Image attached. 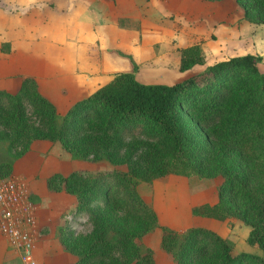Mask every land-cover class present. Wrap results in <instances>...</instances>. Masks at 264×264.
Returning <instances> with one entry per match:
<instances>
[{"label":"trees","instance_id":"trees-1","mask_svg":"<svg viewBox=\"0 0 264 264\" xmlns=\"http://www.w3.org/2000/svg\"><path fill=\"white\" fill-rule=\"evenodd\" d=\"M235 1L250 22L264 23V0ZM125 22L119 19L121 26ZM9 45L0 48L6 52ZM179 50L181 72L197 65L203 71L171 84L145 83L119 71L64 113L33 77H23L15 93L0 89V143L9 157L0 160L1 177L12 178L14 162L37 139L59 143L74 160L125 165L47 179L50 190L76 198L57 234L76 256L72 264H158L143 242L157 229L160 247L174 264H264V257L250 252L234 255L232 241L209 228L178 231L161 224L138 191L141 182L169 174L220 176L217 201L194 205L191 214L243 221L250 226L248 244L264 252L262 57L246 53L206 64L200 44ZM81 223L90 229L77 232Z\"/></svg>","mask_w":264,"mask_h":264},{"label":"crops","instance_id":"crops-1","mask_svg":"<svg viewBox=\"0 0 264 264\" xmlns=\"http://www.w3.org/2000/svg\"><path fill=\"white\" fill-rule=\"evenodd\" d=\"M151 1L72 0V10L64 19V2L59 7L53 2L52 12L45 9L44 15L40 10H32L29 1L23 6L19 3L23 0H0V47L5 42L10 44L9 51L0 48V89L15 93L23 77H33L39 91L64 113L101 86L111 72L131 66L120 54L138 40ZM18 5L25 9L22 17L11 14ZM120 18L126 19L122 26ZM46 39L51 52L45 55L46 50L41 49ZM98 43L101 50L96 58L94 45ZM90 45L95 53L91 58ZM77 168V160L59 143L44 139L34 140L13 164L12 177L26 183L37 218L36 264H72L76 260L62 247L57 235L71 217L76 198L65 191L50 190L47 179L54 174L67 175ZM0 264H23L1 234Z\"/></svg>","mask_w":264,"mask_h":264},{"label":"rangeland","instance_id":"rangeland-1","mask_svg":"<svg viewBox=\"0 0 264 264\" xmlns=\"http://www.w3.org/2000/svg\"><path fill=\"white\" fill-rule=\"evenodd\" d=\"M26 1H29L32 10H40V13L45 9L50 11L51 7H54L53 2L57 7L64 2L62 9L64 19L72 10V0H23L19 3L23 5L27 3ZM145 1L150 2V0ZM146 9L147 14L144 15L143 28L139 30L141 33L138 40L134 42L135 44H128L127 52L120 54L131 63L128 67L131 70L123 66L119 68L122 70L117 71H131L138 80L145 83L170 84L183 80L190 75L201 73L205 67L197 65L183 72L179 70V49L198 43L205 53L206 64L234 55L252 53L262 57L259 68L264 72V23L250 22L244 17L243 9L235 0H152ZM24 10L18 5L13 8L11 14H19L22 17ZM51 15L50 13L48 18ZM46 40L41 49L46 50L45 55L51 52V45ZM94 46L97 58L101 48L99 43ZM103 46L109 48V45ZM89 49V58H91L95 54L92 53L93 45H90ZM57 50L59 53V49ZM114 73L116 71L107 75L101 85L110 80ZM7 158L9 157L5 146L0 143V160ZM77 167L76 170L92 174L111 170L114 167L124 169L125 165L114 166L105 160H77ZM221 183L220 176L198 178L169 174L150 183L141 182L138 191L157 212L161 224L178 231L200 225L230 239L233 243L234 255L245 251L264 257V252L246 241L250 226L243 221L237 218L216 220L191 214L192 206L205 202L213 204L217 201L218 187ZM89 229L87 223L77 226V232H86ZM160 235L161 231L157 229L144 236L143 242L153 249L157 263L174 264L160 247ZM162 256H165V259Z\"/></svg>","mask_w":264,"mask_h":264},{"label":"built area","instance_id":"built-area-1","mask_svg":"<svg viewBox=\"0 0 264 264\" xmlns=\"http://www.w3.org/2000/svg\"><path fill=\"white\" fill-rule=\"evenodd\" d=\"M37 218L25 182L0 176V234L23 264H36Z\"/></svg>","mask_w":264,"mask_h":264}]
</instances>
